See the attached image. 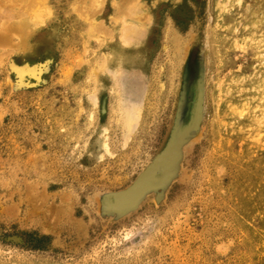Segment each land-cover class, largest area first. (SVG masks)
<instances>
[{"label":"rangeland","instance_id":"rangeland-1","mask_svg":"<svg viewBox=\"0 0 264 264\" xmlns=\"http://www.w3.org/2000/svg\"><path fill=\"white\" fill-rule=\"evenodd\" d=\"M5 8L0 264H264V0Z\"/></svg>","mask_w":264,"mask_h":264},{"label":"bare ground","instance_id":"bare-ground-1","mask_svg":"<svg viewBox=\"0 0 264 264\" xmlns=\"http://www.w3.org/2000/svg\"><path fill=\"white\" fill-rule=\"evenodd\" d=\"M12 1V0H11ZM16 1V0H15ZM77 3V2H76ZM5 4V3H4ZM7 4V3H6ZM80 4V3H79ZM78 4V5H79ZM1 6H2V4H1ZM77 6V5H76ZM8 7V6H7ZM10 8V10H11V7H9ZM76 8V7H75ZM6 10H7V8H5ZM19 9V8H18ZM79 8H77L76 10L78 11L77 12V16H79L78 15V13H79V10H78ZM13 10V9H12ZM72 11V10H71ZM81 11V10H80ZM8 12H11V11H9V10H7V12H5V11H2L1 9H0V18H6V19H9V18H11L12 16H10L11 14H9ZM18 12V11H17ZM76 12V11H75ZM75 12H74V14H75ZM83 14V13H82ZM76 16V17H77ZM81 18V17H80ZM79 18V19H80ZM5 19V20H6ZM2 20V19H1ZM1 20H0V22H1ZM12 20V19H11ZM3 23H4V21H3ZM9 23V22H8ZM4 25V24H3ZM2 25V26H3ZM86 27H87V25H86ZM92 27H94V25H92ZM1 28V27H0ZM15 28V26H12V25H10V26H5L3 29L5 30V31H8V29L9 30H11V32H10V34L12 33V30ZM17 28V27H16ZM35 28V27H34ZM93 29H95V28H93ZM93 29H92V31H93ZM15 30V29H14ZM97 30V29H96ZM16 31V30H15ZM5 33V32H4ZM4 33L2 34V35H0V44H2L3 42H5L6 43V41L8 42L9 41V38H10V35H8V33H6L7 35H6V37H2V36H4ZM0 34H1V32H0ZM14 34V33H13ZM12 34V35H13ZM27 34V33H26ZM96 34V33H95ZM11 35V36H12ZM15 35V34H14ZM14 37V36H13ZM16 37V36H15ZM6 40H5V39ZM25 44V43H24ZM23 44V45H24ZM23 45H22V47H23ZM46 45V44H45ZM17 46V45H16ZM24 47H25V45H24ZM35 49V48H34ZM11 50V49H10ZM24 52V51H23ZM5 53V52H4ZM3 53V54H4ZM13 53V52H12ZM36 53H39V49H36V50H34V51H32L31 52V55L32 54H36ZM8 56H9V54H8ZM261 58V57H260ZM25 66H27V65H25ZM24 66V67H25ZM11 69L14 71L13 73H15V75H17V78L18 79H20L19 81L22 83V82H24V78L25 77H27L26 75H30V76H32V78H36V75H38L37 74V70H30V69H23V68H20L19 66H17V65H15V64H13V65H11ZM129 106V105H128ZM132 109V108H131ZM130 108L129 109H126V111H125V115H124V118H123V122H124V126H125V128L127 129V130H130V128L133 126V123H134V120H135V117H134V112H135V110L134 111H132ZM137 112V111H136ZM135 112V113H136ZM124 113V112H123ZM257 135V134H256ZM258 136V135H257ZM255 137V136H254ZM128 198H129V194L128 195H126L125 196V199L126 200H128ZM118 199V198H117ZM115 200V199H114ZM118 201H124V200H122V198H121V200H119L118 199ZM117 204V203H116Z\"/></svg>","mask_w":264,"mask_h":264},{"label":"water","instance_id":"water-1","mask_svg":"<svg viewBox=\"0 0 264 264\" xmlns=\"http://www.w3.org/2000/svg\"><path fill=\"white\" fill-rule=\"evenodd\" d=\"M135 193H136V191L135 190H132V191H130V192H128L127 194H125V195H128L129 194V198H128V200H126L125 199V195H123V196H120L119 197V200H121V198H122V200H124V201H121V202H127V201H129L134 195H135ZM120 202V201H119Z\"/></svg>","mask_w":264,"mask_h":264}]
</instances>
